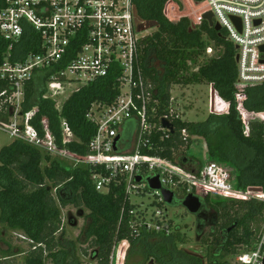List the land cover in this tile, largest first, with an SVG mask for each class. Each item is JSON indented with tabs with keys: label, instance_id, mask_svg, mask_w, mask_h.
Returning a JSON list of instances; mask_svg holds the SVG:
<instances>
[{
	"label": "trees",
	"instance_id": "16d2710c",
	"mask_svg": "<svg viewBox=\"0 0 264 264\" xmlns=\"http://www.w3.org/2000/svg\"><path fill=\"white\" fill-rule=\"evenodd\" d=\"M6 2L0 0V11ZM171 2L179 4L178 0H134L137 22L156 29L141 40V66L155 85L159 101L150 108L154 114L151 122L156 124L148 145L153 149L147 147L142 153L179 165H201L193 157L187 159L186 153L196 140H203L209 160L232 168L239 188H259L264 192V125L252 122L249 135H245L236 100L237 94H244L247 97L244 107L249 113H264V84L240 83L237 50L226 32H216L206 21L194 27L187 17L170 21L167 8ZM23 28L18 43L7 41L0 34V67L6 59L15 65L24 63L31 54L42 53L37 31L27 23ZM86 34L83 31L79 35L68 55L59 63L33 71L25 84L20 106V115L37 110L31 124L41 137L45 136L42 122L47 120L58 146L82 157L91 155L89 145L96 134L95 125L87 118L88 113L95 104L113 105L120 95L119 65H113L107 77L76 91L61 107L47 94L51 77L67 68L87 43ZM209 47L216 51V55L207 58ZM205 57L207 59L202 60ZM203 84L213 87L228 105L229 112L210 114L202 122L183 121L176 117L177 113L171 116L172 88ZM14 92L9 81L0 79L2 124H9L15 116L16 107L6 102ZM165 116L169 117L173 127L169 139H163L165 133L160 130V119ZM63 120L77 140L67 142L64 139ZM139 129L136 119L122 126L118 134V152L134 149ZM184 130L189 134L186 141L182 136ZM0 162V226L32 242L25 264H45L47 260L53 264H80L74 249L64 248L61 239L57 238L64 229L61 209L67 206L89 211L87 243L92 252L85 251L84 254L98 264H111L114 249L123 242L130 244L125 264H131V257L136 262L140 260L133 264H148L150 261L153 264H205V257L177 249V236L173 233L165 236L145 230V217L131 203L125 177L117 178L106 191L99 192L95 176L106 174L104 167L73 163L17 139L0 151ZM153 175L144 170L143 181ZM145 193L152 192L146 187ZM192 193L202 199L205 208L218 216L215 230L202 240L203 245L211 250L208 264H226L227 259L220 260L222 253L236 256L252 249L264 220V203L223 201L199 190ZM188 194L186 189L177 194L172 207L181 206ZM159 207L167 209L168 206L161 204ZM258 221L260 227L256 231L252 224ZM173 230L179 231V227ZM7 245L9 248L3 251L5 254L13 249L10 243Z\"/></svg>",
	"mask_w": 264,
	"mask_h": 264
},
{
	"label": "built area",
	"instance_id": "2783aa9c",
	"mask_svg": "<svg viewBox=\"0 0 264 264\" xmlns=\"http://www.w3.org/2000/svg\"><path fill=\"white\" fill-rule=\"evenodd\" d=\"M178 1L179 4L171 2L168 5L167 17L170 21L177 22L182 17H187L192 25L197 27L204 21L203 15L211 12L214 23L222 27L228 40L236 47L239 82L248 85L264 84V53L261 51L264 46V0ZM186 8L189 9L191 17L172 13L185 11ZM233 18L240 20V28ZM24 23L31 25L40 35L42 53L31 54L24 63L15 65L6 59L0 67V79L9 81L15 89L6 102L12 105L13 99L23 94L25 84L31 79L35 69L49 68L66 57L73 42L83 31L87 33V43L65 70L51 77L48 83V97L54 100L62 96L65 103L82 87L107 77L112 66L116 64L121 69L118 80L120 95L113 105L95 104L88 113L87 118L96 127V134L89 145V156L82 157L60 148L49 131L47 120L42 122L45 136L41 137L31 124L37 115L35 109L21 115L20 123L18 116L9 124L0 123L1 131L52 156L73 163L104 167L106 174L95 176L96 189L99 192L106 191L117 178L125 177L127 195H142L148 185L146 181L138 183L136 178L142 176L146 170L154 174L152 177L158 175L162 188L173 192L175 197L186 189L190 194L199 190L223 200L264 203V192L261 189L239 188L236 175L224 164L208 159L201 165H179L162 157L142 153L147 147L153 149L148 145L156 124L151 122L154 114L150 112V108L152 105H158L159 101L156 99L155 85L145 75L141 66L143 37H140L138 31L134 0H7L6 6L0 11L1 36L7 41L18 43L24 33ZM212 53L213 49L209 47L207 54ZM212 91L214 96L217 92L213 87ZM246 99L244 94L236 96L244 133L249 135L250 123L260 122L264 125V113H249L244 107ZM173 101L171 98V103ZM212 105L213 110L222 106L216 105L215 102ZM174 114L176 112L171 105V116ZM176 117L180 118L179 114ZM132 119H136L140 127L134 149L130 152H115L114 142L119 131ZM163 119L170 123L171 120L168 116L160 119V130L165 133L163 139H169L172 131L163 128ZM62 130L64 134L70 133L65 121ZM182 136L186 141L189 134L184 130ZM189 152L190 150L186 153L187 159L192 158ZM153 195L158 209L151 219L145 217V230L170 236L173 230L172 220L166 214L167 209L159 207L165 204L161 193L153 191ZM16 235L19 239L32 243L25 236ZM126 243L124 242V245ZM226 264H264V220L252 249L238 253Z\"/></svg>",
	"mask_w": 264,
	"mask_h": 264
},
{
	"label": "rangeland",
	"instance_id": "374dc122",
	"mask_svg": "<svg viewBox=\"0 0 264 264\" xmlns=\"http://www.w3.org/2000/svg\"><path fill=\"white\" fill-rule=\"evenodd\" d=\"M188 7V6H187ZM189 8V7H188ZM197 12L196 10H193ZM173 15H186L191 17L189 9L186 8L185 11H172ZM195 21V20H194ZM142 24L138 23V28H140ZM156 31L155 28H149L143 31L140 34V37H145L152 35ZM216 55V51H213L211 55L207 54V58L213 57ZM206 57L202 60L207 59ZM194 68V67H193ZM195 69V68H194ZM23 94L19 95L18 98L13 99L12 106L16 107V112L14 118L10 122L17 120L20 123L21 119L19 118L21 115V103L24 100V91ZM70 94V91L67 92V97ZM73 95V94H72ZM71 95V96H72ZM48 96V95H47ZM171 98L174 99L172 105V109L179 114L180 118L186 122H202L205 121L210 114H216L215 111L219 112L220 108H215L212 103L213 99V91L212 87L209 84L203 85H191V86H181L177 85L172 88ZM57 102V105L60 107L64 103V99L62 96H58L54 99ZM228 108V105L222 102V108ZM223 111V110H222ZM17 114V115H16ZM225 110L221 112L219 115H224ZM64 121V120H63ZM62 121V125H63ZM243 123V122H242ZM66 124V122H65ZM251 124V123H250ZM64 139L67 142L75 141L77 138L71 133H65ZM15 139L12 138L9 134L0 130V151L10 145ZM190 157L197 159L199 162L203 163L209 159L208 150L205 142L203 140H196L194 145L191 147L189 152ZM1 164V162H0ZM233 173L236 175V172L231 168ZM237 176V175H236ZM213 199H220L218 197H213ZM130 201L132 204L136 205L137 210L143 213L144 217L151 219L153 217V213L158 209L156 205V198L152 193H145L142 195H137L136 193L131 194ZM225 201V200H223ZM230 201V200H226ZM168 206V205H167ZM166 214L170 220H172L171 229L174 227H179V231L172 230V233L177 236L175 240V245L177 249H181L191 254H197L205 257V264L209 263V254L210 251L207 245H203L202 240L196 238L194 225L195 219L192 215H190L183 207L181 206H168L166 207ZM83 211V215H80V212ZM63 227L64 229L60 231L57 235L58 239H61L64 248L74 249L75 256L77 257L80 264H98L95 260H92L91 256H86L84 253L88 251L89 254L92 250L89 248V243H87V227L89 224V219L87 215H89V211L86 209H78L73 206H67L66 208L61 209ZM76 222V225L74 223ZM253 228L258 231L260 227V221L254 222L252 224ZM171 233V234H172ZM207 236L204 235L203 237ZM207 238V237H205ZM13 247L8 254L3 253V251H8V245ZM130 249V244L127 242L126 245L123 243L118 244V246L114 249L111 264H125L127 252ZM31 251L29 247V243L19 239V237L10 232L4 230L0 226V264H25V258L27 254ZM10 255V256H9ZM235 257L234 254L222 253V257L220 260H232ZM8 259V260H6ZM130 263H139L140 260L134 258H130ZM154 263L150 261L148 264ZM45 264H53L50 260H47Z\"/></svg>",
	"mask_w": 264,
	"mask_h": 264
},
{
	"label": "water",
	"instance_id": "95a60500",
	"mask_svg": "<svg viewBox=\"0 0 264 264\" xmlns=\"http://www.w3.org/2000/svg\"><path fill=\"white\" fill-rule=\"evenodd\" d=\"M203 20L206 21L209 24V26L211 28H213L216 32L220 33L222 31V27L219 24L214 23L213 14L211 12L204 14ZM233 21L240 28V20L233 18ZM151 27H152V25H147V26L143 25L140 28H138V31H139V33H142L143 31H145L146 29H149ZM261 51L264 53V46L261 48ZM236 60L238 61V57L236 58ZM213 98H214V102L216 103V105L220 106L221 102L218 99L217 93L214 94ZM220 109L221 110L219 112L215 111V113L219 114V113L223 112L222 106L220 107ZM162 126L164 129H168V130L173 132L172 124L168 120L163 119L162 120ZM119 139H120V137H117L115 139V142H114L115 152L117 151V143H118ZM136 180L138 183H141L143 181V178H142V176H138L136 178ZM145 181H146L151 192L152 191H158L161 193L163 201L166 205H168V206L173 205L174 200H175V195L173 192L165 190L162 188V185L160 182V177L158 175L154 176V177H148ZM181 207H183L190 215H192L196 218H200L202 216L207 215L206 212L204 211V205H203L202 199L193 193L188 194L182 200ZM80 215H83V212H81ZM214 217L216 218V221H217L218 216L216 213L214 214ZM74 225H76V222L74 223ZM231 230L232 229H229V231H231Z\"/></svg>",
	"mask_w": 264,
	"mask_h": 264
},
{
	"label": "flooded vegetation",
	"instance_id": "af4514ba",
	"mask_svg": "<svg viewBox=\"0 0 264 264\" xmlns=\"http://www.w3.org/2000/svg\"><path fill=\"white\" fill-rule=\"evenodd\" d=\"M204 211L207 214L206 216H202L200 218H196L193 216L195 219V225H194L195 235L196 238L200 240H203L204 235L206 234L208 235L209 233L213 232L218 223V218L216 221V218L214 217L215 212H213L208 208H205V206H204ZM223 235L225 237V233H223Z\"/></svg>",
	"mask_w": 264,
	"mask_h": 264
},
{
	"label": "crops",
	"instance_id": "0c3cea01",
	"mask_svg": "<svg viewBox=\"0 0 264 264\" xmlns=\"http://www.w3.org/2000/svg\"><path fill=\"white\" fill-rule=\"evenodd\" d=\"M237 58V57H236ZM237 61V60H236ZM217 96H218V99H219V101L221 102L220 104H222V102H224L220 97H219V95L217 94ZM214 99V98H213ZM225 103V102H224ZM225 110V114H227L228 112H229V107L228 108H223V111Z\"/></svg>",
	"mask_w": 264,
	"mask_h": 264
}]
</instances>
